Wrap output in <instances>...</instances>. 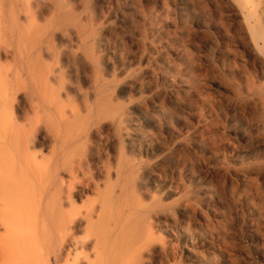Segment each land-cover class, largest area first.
Segmentation results:
<instances>
[{
  "label": "bare ground",
  "instance_id": "1",
  "mask_svg": "<svg viewBox=\"0 0 264 264\" xmlns=\"http://www.w3.org/2000/svg\"><path fill=\"white\" fill-rule=\"evenodd\" d=\"M174 2L0 0V264H264V0H210L214 93Z\"/></svg>",
  "mask_w": 264,
  "mask_h": 264
},
{
  "label": "rangeland",
  "instance_id": "2",
  "mask_svg": "<svg viewBox=\"0 0 264 264\" xmlns=\"http://www.w3.org/2000/svg\"><path fill=\"white\" fill-rule=\"evenodd\" d=\"M137 1H139V0H137ZM171 1H172V5L174 6L175 5V2H174L175 0H171ZM176 1L179 3L181 0H176ZM183 1L189 2L191 8L193 6H194V8L197 7L198 3H200V4L204 3L203 1H201V2H203V3H201L198 0H195V1L194 0H183ZM206 1H207V3H204L203 6H205V5L206 6L207 5L210 6V7H208V6L207 7L211 9V11L209 9V11L211 13L210 12L202 13L200 11L193 12L191 10L193 13H191L189 19H190V22L193 21V20L201 21V22L207 21L206 23L210 24V26H209L210 28H206L205 30H202V31H198V29H196V28H195L196 31H193V29H191L192 32L188 31V35H189V33H192L190 35L191 37H193L195 34H196L195 35L196 37L198 36L197 37V41H196V49L197 50L195 52L196 53H199V51L201 52V56H200V54H196L194 52L193 56L199 55L200 58H198L199 56H196L198 59L196 60L197 61L196 63H194V61H193V63H192L193 67L192 68L193 69H197V70H199L200 68L206 69L205 70L206 71L205 75L207 74L204 78H202L200 81H198V83H197L198 86L197 87L203 86V88L209 90L208 91L209 93H214L213 91L217 88L216 87L217 85L218 86L219 85H223V84L227 85L228 82H229L228 79H227V70L224 72L223 69H242V68H244V69H253V68L250 67V66H246L244 64L238 63L239 60L237 58V55H232L230 58H228L229 55L226 52L220 59L217 56H215L214 52H215V49H216L215 47L217 46V43H215V42H219L220 41L222 35L224 34V31L222 30V29H224V27H223V22H221L220 15L218 14L217 10L214 9L213 6H211L210 0H206ZM166 4H168V0H146V4H145L144 9L147 10V9H150L151 7H154V6H164ZM174 12L175 11H173V14H174ZM216 26L220 27L222 29L218 32V30L215 28ZM130 30H126V33H127V36H128L127 39L134 38V34L135 33H134L133 28H131ZM230 43H228V45L231 48H233L234 46L231 45L232 43L231 44ZM194 59H196V58L194 57ZM224 61H225L226 64H223ZM243 65H244V67H243ZM236 66L238 68H236ZM200 92H202V91H200ZM217 96L220 98L221 102L215 103V107H216L217 110H220V109L224 110L225 107L227 106V103H228V100H229V97H228L229 95L226 94V92H222V94H218ZM195 97L198 98V95L196 94ZM196 113H197V110L195 109V107H192V109L190 107V116L189 117H190L191 121H193V117H194L193 114L196 115ZM213 130H215L214 127H212V131ZM213 132H215V131H213ZM240 143L241 142H237L236 141L234 143V145L236 147L233 148V146H232V148L227 150L228 154H229L228 157H231L233 154L236 153V151H238L241 148L240 147ZM210 147H211V149H213L215 146L210 144ZM222 147H223V145H222ZM193 160H194V163H193L194 165H192V166H194L193 170L195 172L203 170L205 165H207V164L210 165V166L215 165L214 158L211 157V156L202 157L201 155H197L195 158H193ZM241 250L244 251L245 248L243 247Z\"/></svg>",
  "mask_w": 264,
  "mask_h": 264
}]
</instances>
